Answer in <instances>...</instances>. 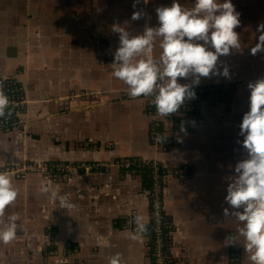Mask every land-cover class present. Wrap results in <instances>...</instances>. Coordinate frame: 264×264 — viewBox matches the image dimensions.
I'll return each instance as SVG.
<instances>
[{
  "label": "crops",
  "instance_id": "1",
  "mask_svg": "<svg viewBox=\"0 0 264 264\" xmlns=\"http://www.w3.org/2000/svg\"><path fill=\"white\" fill-rule=\"evenodd\" d=\"M54 2H43L39 13L36 0H0V81L16 79L24 86L27 101L13 125L0 127V166L27 160L111 165L106 171L77 172L64 180H46L38 173L13 177L18 196L3 219L17 214L20 230L10 243L0 242V264H109L116 253L121 254L122 264H153L151 233L132 239L135 228L129 224L136 217L149 221L151 180H144V172L131 176L114 164L125 156L156 158L161 170L169 173L163 203L173 223L168 234L172 264H228L231 235L239 241V264H253L244 238L238 236L242 222L223 214L224 208H230L224 198L227 185L235 179V164L246 155L239 125L249 110L247 85L254 82L245 81L242 63L237 66L234 59L235 49L218 58V67L226 65L230 78L210 75L198 84L224 88L233 83L232 100L202 105L189 114L191 118L184 117L189 112H176L163 124L172 147L159 152L149 141L145 112L152 98L132 97L128 86L112 75L119 38L111 26L125 23L113 10L100 12L105 19L99 20L92 4L84 9L67 0ZM153 2L151 9L164 6L147 0L136 9L133 4L116 9L130 18L133 10H140L145 17ZM97 22L105 26L101 33ZM140 22L126 26L131 35L150 26L146 18L144 25ZM161 52L155 43L154 58L159 59ZM232 59L233 69L228 64ZM259 64L258 60L257 79L264 76V64L261 70ZM178 82L190 84L191 77ZM177 121L182 127L173 131ZM180 170L184 178L178 176ZM41 185L66 195L74 207L60 208L50 193L40 192ZM48 225L55 227L52 238ZM53 246L65 248L66 254L47 258Z\"/></svg>",
  "mask_w": 264,
  "mask_h": 264
},
{
  "label": "clouds",
  "instance_id": "2",
  "mask_svg": "<svg viewBox=\"0 0 264 264\" xmlns=\"http://www.w3.org/2000/svg\"><path fill=\"white\" fill-rule=\"evenodd\" d=\"M141 2L134 0L133 8ZM155 12L158 26H146L142 34L131 35L120 23L111 26L119 38L111 63L112 75L128 86L132 97H151L157 112L169 116L178 112L186 101L195 99L193 86L199 84L201 77L230 78L226 65L221 63L218 67V58L229 56L231 50L241 47L240 35L234 30L240 26V13L231 0H195L192 8L172 0L170 6L157 7ZM143 15L142 11L135 10L131 20H140ZM256 30L260 35L250 49L252 55L264 52V23L258 24ZM157 38L162 49L159 59L152 55ZM209 45L213 50H209ZM189 77L190 84L178 82L179 78ZM247 87L249 110L239 125V135L244 137L240 143L246 155L235 164V179L227 185L224 198L230 208H224L223 214L242 222L238 236L245 240V251L251 254L253 264H264V77L249 82ZM9 105V98L0 87V117ZM40 192L50 193L60 208L74 207L66 195L45 185H41ZM17 196L12 174L0 170V242L5 244L13 241L20 230L17 214L3 219L6 208ZM134 224L132 239L147 231V223L140 217L134 218ZM228 240L232 244L239 242L236 235L229 236ZM109 264H122L121 254H114Z\"/></svg>",
  "mask_w": 264,
  "mask_h": 264
},
{
  "label": "built area",
  "instance_id": "3",
  "mask_svg": "<svg viewBox=\"0 0 264 264\" xmlns=\"http://www.w3.org/2000/svg\"><path fill=\"white\" fill-rule=\"evenodd\" d=\"M2 81V80H1ZM0 81V82H1ZM3 92L8 96L10 105L5 110V115L0 117V127L13 125L18 119L19 115L27 103L25 98V88L16 79H11L6 82H1ZM222 88V87H220ZM215 87L194 85L195 99L185 102L178 112L193 114L202 105L214 106L222 101L219 90L215 91ZM223 89V88H222ZM146 115L149 120V141L152 147L159 152L170 151L172 147V140L167 138L163 129V124L167 121V116L160 115L155 106L149 103L146 106ZM182 125L173 123L172 130L181 129ZM158 138H160L158 140ZM162 140L163 142H160ZM114 164L119 165L122 170L131 176H137L142 172H146L150 182L148 189L150 219L147 222V231L152 236L151 253L153 264H172L171 256L168 246V234L173 229L172 220L166 214L163 203V190L165 187V180L167 179L165 171L161 170L160 161L156 158H140L136 156H125L114 160ZM110 163H101L99 161H34L27 160L22 163H14L10 165L0 166V170L8 171L12 177H24L28 173H38L46 180H64L72 176L73 173H89L96 171H106L110 168ZM178 174L179 177L184 178L185 172ZM174 175V173H173ZM127 223H121L126 225ZM130 226L135 228L134 221H131ZM46 231L50 238L53 237L55 227L53 225L47 226ZM66 249L51 247L47 250L45 256L58 257L65 255ZM240 248L235 244H231L228 264H239Z\"/></svg>",
  "mask_w": 264,
  "mask_h": 264
},
{
  "label": "rangeland",
  "instance_id": "4",
  "mask_svg": "<svg viewBox=\"0 0 264 264\" xmlns=\"http://www.w3.org/2000/svg\"><path fill=\"white\" fill-rule=\"evenodd\" d=\"M24 2H31L32 0H22ZM55 0H36V3L38 4L36 7L38 8L39 13H41V10H43V2H49V3H56L54 2ZM58 1V0H57ZM134 0H67V3L70 4H82L84 9H87L90 4H92V7L94 9H97L98 11V18L99 20H104L105 16H101L100 12H103L105 9L113 10L116 15H118L119 20L122 23H125V26H130L133 27L134 24L131 23L132 20L128 16V14L121 9H116L120 6L123 5H128V4H133ZM181 3L182 7L187 8V6H194L195 0H179ZM223 2V0H221ZM233 5L235 6V10L240 13V26L234 29L236 32L239 33L240 35V41H241V47L239 50L235 49V57L234 59L237 60V66H238V61L242 63V74H244L245 81H255L257 80L256 74H257V62L258 60L260 61V64L258 65V68L261 70L262 69V64H264V52L257 53L256 55H252L250 53V49L258 42V36L260 35L259 32H257V26L260 23H264V0H231ZM158 3L164 5V6H170L172 3V0H158ZM170 3V4H169ZM66 4V3H65ZM156 3L153 2L150 4V8L148 9L149 11L146 13L145 17H142L140 19V24L144 25V18H146L148 24H150L151 27H156L158 26V20H157V15L155 12V9L153 6ZM143 5V0L140 4L137 6L142 7ZM69 8H72L71 5H68ZM134 11V10H133ZM133 11L131 13H133ZM84 14V13H83ZM120 15H124L121 16ZM68 18L70 17L69 15L67 16ZM117 18V16H116ZM125 19H129L130 21H124ZM128 22V23H127ZM136 23V21H135ZM97 26L100 28V33L102 31V27H105L103 24H98L96 23V28ZM98 29V28H97ZM160 38L156 42V46L158 48ZM159 51V49H158ZM234 62L228 61L229 68L233 69V65H231ZM249 62L250 65H249ZM254 62V63H252ZM231 66V67H230ZM252 68L251 70V75L249 73V69ZM260 75V73H259ZM263 75V74H262ZM264 77V76H263ZM238 97H240V94H238ZM232 105V104H231ZM230 105V106H231ZM223 106L228 107L227 104H224ZM240 263V262H239Z\"/></svg>",
  "mask_w": 264,
  "mask_h": 264
},
{
  "label": "trees",
  "instance_id": "5",
  "mask_svg": "<svg viewBox=\"0 0 264 264\" xmlns=\"http://www.w3.org/2000/svg\"><path fill=\"white\" fill-rule=\"evenodd\" d=\"M234 84L231 83V84H226V86L222 89L220 88L219 86H212V87H215V91L216 90H219V93L222 97V101L225 102V103H229L231 100H232V94H233V91H234ZM202 86H208V85H202ZM154 106V105H153ZM174 114L172 115H169L167 116L170 120L174 119L173 116ZM179 124H181L179 121H177ZM5 128H8V127H5ZM143 176H144V180L148 181L149 180V177L147 175L146 172L143 173ZM150 181V180H149ZM148 181V182H149ZM149 184V187H150V182L148 183Z\"/></svg>",
  "mask_w": 264,
  "mask_h": 264
},
{
  "label": "water",
  "instance_id": "6",
  "mask_svg": "<svg viewBox=\"0 0 264 264\" xmlns=\"http://www.w3.org/2000/svg\"><path fill=\"white\" fill-rule=\"evenodd\" d=\"M178 116L183 117L182 113H177ZM185 118H191V116L189 114H185L184 115Z\"/></svg>",
  "mask_w": 264,
  "mask_h": 264
},
{
  "label": "bare ground",
  "instance_id": "7",
  "mask_svg": "<svg viewBox=\"0 0 264 264\" xmlns=\"http://www.w3.org/2000/svg\"><path fill=\"white\" fill-rule=\"evenodd\" d=\"M250 69H252V68H250Z\"/></svg>",
  "mask_w": 264,
  "mask_h": 264
}]
</instances>
